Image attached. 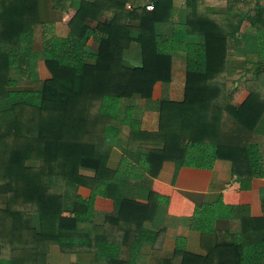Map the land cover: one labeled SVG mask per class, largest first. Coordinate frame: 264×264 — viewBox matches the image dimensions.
Here are the masks:
<instances>
[{"label":"trees","instance_id":"trees-1","mask_svg":"<svg viewBox=\"0 0 264 264\" xmlns=\"http://www.w3.org/2000/svg\"><path fill=\"white\" fill-rule=\"evenodd\" d=\"M126 1L0 0V264L34 258L37 240L49 236L35 227L34 215L82 210L73 194L77 186L93 189L118 181L107 165L113 145L151 177L165 161L180 164L186 140L215 143L217 157L229 160L240 176L264 174L257 141L264 133V63L246 65L240 80L226 74L227 40L240 28L241 12L230 1L229 20L213 12L194 21L184 14L170 23L172 49L185 53L183 96L161 97L158 126L147 130L137 119L124 120L120 112L133 98L151 99L156 81H170L171 56L157 52L154 36L163 31L174 9L171 0H153L152 10L136 0L126 7ZM48 3L55 12L68 7L75 12L67 34L50 35L38 51L35 28L47 29L54 21L47 13L45 20L40 16L42 5L48 12ZM106 10L111 15L104 20ZM263 12L264 5H257L249 15L253 28H264ZM90 37L99 41L94 51L87 48ZM133 41L140 46L141 63L127 66L122 53ZM38 54L48 76L37 86L17 84L11 74L16 67L32 81L38 79ZM241 89L248 94L238 102ZM153 196L149 192L147 202H139L117 189L109 222L136 224L138 237L156 209ZM234 219L235 226L226 230L203 221L201 235H212L214 241L201 253L177 248L181 264H264V218ZM69 222L78 221L60 218L57 236L69 234ZM128 232L129 226L124 236Z\"/></svg>","mask_w":264,"mask_h":264},{"label":"crops","instance_id":"crops-1","mask_svg":"<svg viewBox=\"0 0 264 264\" xmlns=\"http://www.w3.org/2000/svg\"><path fill=\"white\" fill-rule=\"evenodd\" d=\"M230 1L231 7L241 12L243 20L239 30L229 34L227 40L226 74L240 80L245 77L246 65L251 67L257 61L264 63V28H253L249 18L257 5H264V0H171L173 15L168 24L163 25V31L154 36L157 52L171 56V79L167 83L156 81L151 99L136 97L127 101L120 112L124 120L137 119L141 128L154 130L158 126V100L161 97L180 100L183 96L185 53L172 49V38L167 32L170 23L179 21L184 14L186 20L194 21L213 12L220 20H229L232 14L228 9ZM130 4V0L125 2L126 7ZM50 5H46V13L54 18L52 24L55 26L64 17L68 23L75 12L72 7L55 12ZM110 15L111 11L106 10L104 20ZM131 23L137 24V20H131ZM223 25L227 24L223 22ZM247 34L252 35L248 39L254 43L251 50L241 52L239 48L244 49L243 37ZM240 36L242 39L237 40ZM98 42L96 37H90L88 50H96ZM122 62L127 66L141 63L138 43L133 41L124 49ZM247 94V89H241L235 100L240 102ZM257 141L264 168V133ZM107 165L116 171L118 181L99 183L93 189L77 186L73 194L77 203L84 205L82 210L67 208L34 215L35 227L49 236L37 240L33 259L10 264H165L167 258H170V264H181L177 248L201 253L214 241L212 235H201L203 221H208L215 229L226 230L235 226V217L264 218V174L250 178L240 176L232 170L229 160L217 157L213 142L186 140L180 164L165 161L153 177L116 145L110 150ZM117 189L139 202H147L149 192L154 194L156 209L142 223L138 237L134 229L136 224L122 220L109 222L107 218L114 208ZM61 217L78 222H69V234L57 236ZM128 226L129 232L124 236ZM260 248L264 252V237ZM118 258H122V262L117 261Z\"/></svg>","mask_w":264,"mask_h":264},{"label":"rangeland","instance_id":"rangeland-1","mask_svg":"<svg viewBox=\"0 0 264 264\" xmlns=\"http://www.w3.org/2000/svg\"><path fill=\"white\" fill-rule=\"evenodd\" d=\"M40 16L43 20L46 18V12L44 9V5L40 8ZM48 21V20H47ZM57 26L51 24L47 26V29H43V26L38 25L35 28V38H34V48L38 51L42 50L44 47V41L48 39L50 35H58V36H65L67 34V18L64 17L62 21H59L56 23ZM51 26V27H50ZM250 34H247L243 37V48H239V51L246 52L248 49L251 50L253 41L251 39H248ZM252 38V35H250ZM237 40H241L242 37H236ZM34 69L37 71V80L32 81L31 77L28 74H24L21 72L20 68H13L12 69V77L16 80L17 84H31L33 86H37L39 84V81L46 76H48L47 68L44 65L43 59L41 58V55L38 54V58L35 60ZM179 97V96H178Z\"/></svg>","mask_w":264,"mask_h":264},{"label":"built area","instance_id":"built-area-1","mask_svg":"<svg viewBox=\"0 0 264 264\" xmlns=\"http://www.w3.org/2000/svg\"><path fill=\"white\" fill-rule=\"evenodd\" d=\"M146 10H152L154 8L153 0H136ZM129 6V5H128Z\"/></svg>","mask_w":264,"mask_h":264}]
</instances>
